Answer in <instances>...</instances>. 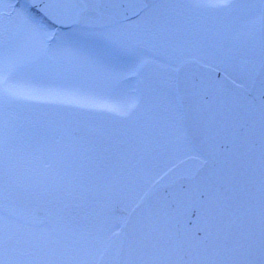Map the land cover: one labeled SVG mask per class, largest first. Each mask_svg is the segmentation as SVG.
<instances>
[{"label": "snow or ice", "instance_id": "6c2138e0", "mask_svg": "<svg viewBox=\"0 0 264 264\" xmlns=\"http://www.w3.org/2000/svg\"><path fill=\"white\" fill-rule=\"evenodd\" d=\"M0 264H264V0H0Z\"/></svg>", "mask_w": 264, "mask_h": 264}, {"label": "rangeland", "instance_id": "374dc122", "mask_svg": "<svg viewBox=\"0 0 264 264\" xmlns=\"http://www.w3.org/2000/svg\"><path fill=\"white\" fill-rule=\"evenodd\" d=\"M161 167H163V164H161Z\"/></svg>", "mask_w": 264, "mask_h": 264}]
</instances>
